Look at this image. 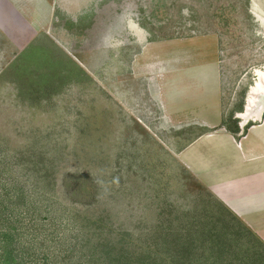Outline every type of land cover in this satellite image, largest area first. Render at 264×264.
<instances>
[{
    "label": "rangeland",
    "instance_id": "1",
    "mask_svg": "<svg viewBox=\"0 0 264 264\" xmlns=\"http://www.w3.org/2000/svg\"><path fill=\"white\" fill-rule=\"evenodd\" d=\"M213 44L236 123L264 72V0H0L1 220L36 264H239L206 225L242 221L156 109L157 67L209 61Z\"/></svg>",
    "mask_w": 264,
    "mask_h": 264
},
{
    "label": "crops",
    "instance_id": "2",
    "mask_svg": "<svg viewBox=\"0 0 264 264\" xmlns=\"http://www.w3.org/2000/svg\"><path fill=\"white\" fill-rule=\"evenodd\" d=\"M210 48L215 54L209 61L197 54L192 64L187 59V66L185 60L175 59L174 65L157 67L161 73L154 84L156 109L171 125L188 130L178 151L184 165L208 186L220 206L243 223L256 224L264 242V104L259 102L246 120L243 111L235 116L236 123L226 118L220 62L216 46ZM144 88L151 89V83Z\"/></svg>",
    "mask_w": 264,
    "mask_h": 264
},
{
    "label": "trees",
    "instance_id": "3",
    "mask_svg": "<svg viewBox=\"0 0 264 264\" xmlns=\"http://www.w3.org/2000/svg\"><path fill=\"white\" fill-rule=\"evenodd\" d=\"M221 208L226 210L224 206H221ZM4 211L5 209L0 207V231L2 235L0 239V264H36L37 259L34 261L32 258L34 254L31 255L30 253H28V249L31 248V241L29 240V243L22 244L23 242L21 241V239H19L21 229H18L17 225L15 226V223H10V219L8 217L5 218L8 224L4 223L5 219L1 220V218H3V216L5 215ZM237 221L231 219V222ZM239 222L237 225L229 224V226L227 224L229 223L228 221H221V223L223 224L222 231H219L218 228L215 226L219 225L218 221H216L215 223L210 222V225H206V237L211 238V242L209 244L210 248L214 250L215 255L219 254L220 257L223 256L221 257V260L223 261L225 259L231 260L232 262L236 261L239 264H246L244 261H247L248 264H264L263 242L258 240V250L255 248L253 250H250L249 246H247L243 250L242 239L247 238L248 236L254 239H256V237L252 234L250 229H248L246 225H244V223ZM227 225L229 227V230L225 234L224 228L227 227ZM208 234L210 236H208ZM203 237H205V235ZM229 250L233 251L232 257L228 255ZM179 258H182V254L176 253V261H179Z\"/></svg>",
    "mask_w": 264,
    "mask_h": 264
},
{
    "label": "bare ground",
    "instance_id": "4",
    "mask_svg": "<svg viewBox=\"0 0 264 264\" xmlns=\"http://www.w3.org/2000/svg\"><path fill=\"white\" fill-rule=\"evenodd\" d=\"M258 74H259L258 84L257 85L255 84V86L252 87L251 93L249 96V101H248L249 105L247 104L248 113H243L241 115V116H244L245 120L248 118L250 114L253 113V111L256 110V107H258L259 105L260 93L264 92V72L259 71Z\"/></svg>",
    "mask_w": 264,
    "mask_h": 264
},
{
    "label": "water",
    "instance_id": "5",
    "mask_svg": "<svg viewBox=\"0 0 264 264\" xmlns=\"http://www.w3.org/2000/svg\"><path fill=\"white\" fill-rule=\"evenodd\" d=\"M263 99L259 100V102H261L262 104H264V96H262Z\"/></svg>",
    "mask_w": 264,
    "mask_h": 264
}]
</instances>
